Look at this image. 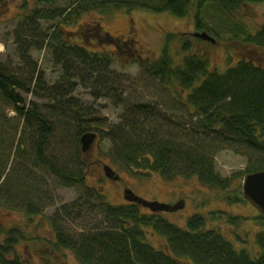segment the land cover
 <instances>
[{
	"label": "trees",
	"instance_id": "16d2710c",
	"mask_svg": "<svg viewBox=\"0 0 264 264\" xmlns=\"http://www.w3.org/2000/svg\"><path fill=\"white\" fill-rule=\"evenodd\" d=\"M39 1L45 8L34 10L27 25L33 26L38 18L51 24L44 46L62 69V79L46 86L27 52L22 56L25 66L17 71L0 64V187L3 181L7 183L11 163L23 152L27 139H34L33 159L65 187L84 185L86 157L81 150L78 152L80 160L76 159L80 164L78 172L70 169L74 156L65 158L64 167L56 158H44V149L48 150V140L55 131L53 121H61L67 128L75 122L79 136L92 131L91 123H98L99 118L96 120L97 115L91 109L81 106L74 93L81 86L90 89L99 99L110 97L120 89L125 91V83L130 78L112 67L116 61L137 55L134 39H116L104 30L99 17L89 21L84 20L85 16L93 13L102 17L120 10L170 13L177 18L194 13L198 31H206L217 39L219 35L206 22L208 8L209 12L215 10V18L226 16L229 22H225L230 25L234 20L232 12L243 3L264 4V0H70L68 6L61 8L52 7L57 0ZM236 26L242 31L243 43L264 49V25L256 33ZM175 38L174 34L168 35L161 55L142 64V69L151 81L175 95L177 105L188 114V120L182 124L171 120L155 106L134 103L125 109L119 124L98 129L101 138L111 145L110 159L125 170L157 172L166 180L195 177L203 186L225 193L223 198L231 203L247 204L242 188L236 189L232 179L222 178L215 162L220 153L232 151L247 159L241 180L245 175L264 171V68L241 60L224 73L211 71L208 59L191 52L188 42L181 46L180 54L173 50L171 42ZM108 46L113 49L109 51ZM180 55L179 64L176 57ZM24 94L48 101L49 114L35 104L28 106ZM117 100L120 104L121 96ZM93 195L86 202L81 199L77 211L63 207L51 219L58 233L51 247L57 252L74 251L82 264H184L183 261L264 264V214L259 213L252 222L223 212L211 214L212 221L226 219L233 228L247 221L254 224L257 229L253 242L257 251L252 252L239 248V241L231 242L219 230L208 229V219L200 213L188 218L186 227L180 228L162 214H143L138 205L112 206L102 193H96L95 205ZM27 200L29 198H25ZM85 207L91 212L98 208L103 214V223L89 225L80 235L71 234L64 225L82 219L79 211ZM26 212L30 216L38 215L31 202ZM144 229L163 238L167 252L148 244ZM4 234L0 264H24L15 256L19 233L12 230Z\"/></svg>",
	"mask_w": 264,
	"mask_h": 264
},
{
	"label": "rangeland",
	"instance_id": "374dc122",
	"mask_svg": "<svg viewBox=\"0 0 264 264\" xmlns=\"http://www.w3.org/2000/svg\"><path fill=\"white\" fill-rule=\"evenodd\" d=\"M69 2L70 0H57L52 7L64 8ZM43 8L45 4L39 0H0V64L10 71H17L25 66L22 56L23 52H27L46 81V86H52L62 79L63 71L55 64L51 51L44 46L45 34L51 24L39 18L33 26L28 22L34 10H43ZM208 10L209 8L206 22L215 34L219 35L213 44L194 37L196 32H202L196 28L194 13L185 18H177L170 13L120 10L102 17L93 13L84 17V20L89 21L99 17L104 30L116 39L121 38L125 41L134 39L137 43L135 44L137 55L116 61L112 67L117 73L130 78V81L125 83V91L120 89L110 97L99 99L92 95L90 89L81 86L74 93L75 100H78L85 109H91L97 115L96 120L99 118L98 123L95 121L91 123L94 127L92 131L96 132L98 137L94 148L86 156L83 171L84 185L77 184L67 188L54 178L45 166L38 164L33 159L31 144L34 139H27L22 148L23 152L18 153L12 161L13 164L11 163L8 171V181L6 184L3 181L0 187V228L2 229L0 244L5 240L4 232L16 230L20 239L15 248V256L24 264H82L74 251L63 249L55 252L51 247L58 238L57 231L51 225V219L63 207L76 208L77 211L81 199L86 202L91 194H94L92 199L96 205V193H102L112 206L127 205L128 201L124 198L126 189L132 190L137 196L150 202L174 205L178 200H183L185 202L183 210L163 214L170 223L185 228L188 218L200 213L208 219V229L219 230L233 243L239 241L240 244L237 243L239 248L257 251L253 242L257 227L255 229L251 222L259 212L251 203H231L223 198L225 193L203 186L195 177L166 180L157 172L125 170L114 165L109 153L111 145L101 138L98 130L119 124L125 109L134 103L155 106L171 120L182 124L188 120V114L177 105L178 100L175 95L163 89L158 82L151 81L142 69V64L151 62L161 55L170 34L176 36L171 42L173 50L180 54L181 46L188 42L191 52L208 59L211 71L224 73L241 60L251 61L264 68V49L243 43L242 31L236 26H243L250 33L260 30L264 25V4L243 3L240 8L232 12L231 17L234 20L230 21V25L225 22V20L229 22L226 16L215 18V10L210 12ZM42 46L43 49H40ZM106 49L111 51L113 48L108 46ZM181 58L182 55L176 57L179 64ZM115 95L117 97H114ZM119 96H121L120 104L117 100ZM24 98L28 106L35 104L45 114L51 108L44 98L40 99L33 94H24ZM53 124L55 131L48 140V150L44 149V158L47 160L56 158L58 164L60 162V166L64 167L65 158L74 156L72 160L75 162L70 169L75 172L80 167L76 159L77 161L79 159L82 136L78 135L75 122L68 128L61 121L54 120ZM104 165L110 166L121 180L108 179L104 173ZM215 167L222 178L233 180L234 188H242L246 175L242 180L240 176L247 168V159L244 156L232 151L222 152L216 158ZM13 185L14 187L10 189ZM24 194L26 196H23ZM225 197L228 198L227 195ZM25 198L29 200L25 201ZM30 202L37 208L38 215L27 214V206ZM97 209L95 207L92 212L88 207L81 209L79 212L82 213V219L71 221L68 225H64V229L69 230L71 234L80 235L89 225L103 223V214ZM219 212L245 217L247 220L251 219V222L247 221L239 228H233L226 219L212 221L211 214ZM142 213L149 214L150 211L145 208L142 209ZM144 232L148 244L167 252V243L163 238L150 229H144ZM183 263L190 264L187 261Z\"/></svg>",
	"mask_w": 264,
	"mask_h": 264
},
{
	"label": "water",
	"instance_id": "95a60500",
	"mask_svg": "<svg viewBox=\"0 0 264 264\" xmlns=\"http://www.w3.org/2000/svg\"><path fill=\"white\" fill-rule=\"evenodd\" d=\"M196 37L214 42L211 36L206 32L197 33ZM98 135L95 132H87L81 137V150L84 154H89L95 146ZM104 173L108 179L119 181L120 177L116 172L108 165H104ZM242 193L244 198L250 202L261 214H264V171L249 174L245 177ZM124 198L129 203L137 204L143 208L149 209L153 213H173L185 208L184 201L178 202L175 205H169L160 202L146 201L132 190L126 189L124 192Z\"/></svg>",
	"mask_w": 264,
	"mask_h": 264
},
{
	"label": "bare ground",
	"instance_id": "6f19581e",
	"mask_svg": "<svg viewBox=\"0 0 264 264\" xmlns=\"http://www.w3.org/2000/svg\"><path fill=\"white\" fill-rule=\"evenodd\" d=\"M120 180H121V177H120Z\"/></svg>",
	"mask_w": 264,
	"mask_h": 264
},
{
	"label": "flooded vegetation",
	"instance_id": "af4514ba",
	"mask_svg": "<svg viewBox=\"0 0 264 264\" xmlns=\"http://www.w3.org/2000/svg\"><path fill=\"white\" fill-rule=\"evenodd\" d=\"M55 251V250H54ZM55 252H57V251H55Z\"/></svg>",
	"mask_w": 264,
	"mask_h": 264
}]
</instances>
